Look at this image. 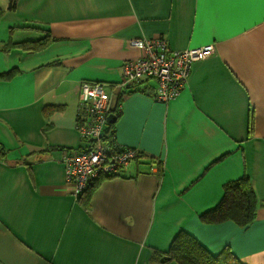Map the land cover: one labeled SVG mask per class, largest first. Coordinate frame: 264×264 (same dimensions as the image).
I'll return each mask as SVG.
<instances>
[{
  "label": "crops",
  "instance_id": "crops-1",
  "mask_svg": "<svg viewBox=\"0 0 264 264\" xmlns=\"http://www.w3.org/2000/svg\"><path fill=\"white\" fill-rule=\"evenodd\" d=\"M0 0V264H178L154 261L180 231L212 255L264 264V0ZM51 42L28 52L9 41ZM173 50L214 45L174 100L154 81L112 89L116 140L143 157L104 180L90 205L66 182L82 82L122 81L132 39ZM119 104V106H118ZM257 198L248 227L202 221L228 182Z\"/></svg>",
  "mask_w": 264,
  "mask_h": 264
},
{
  "label": "built area",
  "instance_id": "built-area-1",
  "mask_svg": "<svg viewBox=\"0 0 264 264\" xmlns=\"http://www.w3.org/2000/svg\"><path fill=\"white\" fill-rule=\"evenodd\" d=\"M130 46L140 55L126 61L122 67V81L108 86L99 82H82L77 128L81 135V149L66 150V182L78 198L90 180L100 173L118 175L141 155L136 149L118 148L104 139L108 118L119 110L113 107L114 90H129L135 85L154 81L157 101L168 103L186 88L195 62L210 57L214 45L177 51L170 48L163 37L132 39Z\"/></svg>",
  "mask_w": 264,
  "mask_h": 264
},
{
  "label": "trees",
  "instance_id": "trees-1",
  "mask_svg": "<svg viewBox=\"0 0 264 264\" xmlns=\"http://www.w3.org/2000/svg\"><path fill=\"white\" fill-rule=\"evenodd\" d=\"M16 7L17 0H10L8 9L14 10ZM3 11L4 10L0 8V16ZM51 41L52 40L48 32L37 41H25L20 43L9 41L2 47V49L7 50L16 47L28 52H36L47 47ZM13 74V71L10 73H4L0 75V78L8 80L12 78ZM115 113L118 120V117H120L119 110H116ZM104 139L112 146H118V148L125 147L119 144L116 140V123L109 124L107 126L105 129ZM126 148L128 147H125L124 149ZM77 149H81V147ZM1 151L2 150L0 149V156L2 154ZM142 157L143 156L141 155L138 159H136V161L139 162ZM125 171L126 169L122 170L118 175L100 173L96 178L89 181L85 190L79 194L77 201L89 206L93 192L98 188L102 181L122 177ZM256 212V195L248 179L241 178L225 184L224 196L220 203L213 209L203 213L201 218L202 221L206 223L232 220L244 228L254 222ZM153 260L161 263L176 261L178 264H243L228 249H224L220 254H218V256L212 255L195 237L184 231H180L174 238L168 251L163 253L157 252L153 257Z\"/></svg>",
  "mask_w": 264,
  "mask_h": 264
},
{
  "label": "water",
  "instance_id": "water-1",
  "mask_svg": "<svg viewBox=\"0 0 264 264\" xmlns=\"http://www.w3.org/2000/svg\"><path fill=\"white\" fill-rule=\"evenodd\" d=\"M117 122V117L115 115H110L108 118V123L109 124H115Z\"/></svg>",
  "mask_w": 264,
  "mask_h": 264
},
{
  "label": "rangeland",
  "instance_id": "rangeland-1",
  "mask_svg": "<svg viewBox=\"0 0 264 264\" xmlns=\"http://www.w3.org/2000/svg\"><path fill=\"white\" fill-rule=\"evenodd\" d=\"M155 84V82H153Z\"/></svg>",
  "mask_w": 264,
  "mask_h": 264
}]
</instances>
